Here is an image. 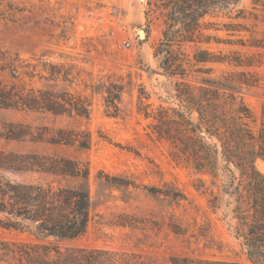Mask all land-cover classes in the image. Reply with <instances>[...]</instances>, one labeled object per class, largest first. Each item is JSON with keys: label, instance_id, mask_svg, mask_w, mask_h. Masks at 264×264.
<instances>
[{"label": "rangeland", "instance_id": "1", "mask_svg": "<svg viewBox=\"0 0 264 264\" xmlns=\"http://www.w3.org/2000/svg\"><path fill=\"white\" fill-rule=\"evenodd\" d=\"M151 1L0 0V50L6 58L0 64V81L25 93L53 91L90 105L89 119L0 110V135L9 124L26 133L21 141L0 139V150L63 157L87 166L88 229L72 241H46L62 251L136 252L146 255L148 264H172L175 259L189 264H251L235 238V203L222 191L223 178L214 180L174 160L170 143L153 135V120L140 114L178 108L175 90L181 82L162 68L164 55H156L164 24L152 11ZM205 22L211 23L207 35L234 45L212 42L203 49L264 64V0H239L232 11ZM140 30L145 32L144 39ZM196 50L190 44L175 51L189 81L194 82L193 71L200 67L208 69L211 78L238 71L228 65H196ZM48 64L61 73L60 81L49 80ZM249 71L263 76L264 66ZM238 96L252 113L248 125L257 135L264 109L263 89L244 87ZM57 130L80 132V141L87 134L89 148L49 144ZM256 165L264 172L262 161ZM0 177L66 185L64 180L33 173L1 172ZM106 177L117 183L107 185ZM124 183L130 184L122 187ZM33 242L36 240L28 233L0 227V243Z\"/></svg>", "mask_w": 264, "mask_h": 264}, {"label": "trees", "instance_id": "2", "mask_svg": "<svg viewBox=\"0 0 264 264\" xmlns=\"http://www.w3.org/2000/svg\"><path fill=\"white\" fill-rule=\"evenodd\" d=\"M238 3L239 0L151 1V8H155L152 11L159 14L164 24L156 55H164L162 68L181 82L175 90L178 108H161L159 113L140 114L153 120L152 134L170 143L174 160L185 162L196 172L214 180L223 178L222 191L235 203V238L240 241L251 264H264V172L256 165L257 161L264 163V109L261 128L255 135L248 125L252 113L238 96L244 87L261 88L264 96V75L249 71L264 64L255 65L239 55L213 54L202 47L212 42L234 45L231 41L207 35L205 32L211 23L207 24L205 20L232 11ZM190 44L197 46L196 65H228L238 71L211 78L207 77L209 70L200 67L193 71L194 82L189 81L187 70L175 51ZM250 47L260 48L257 45ZM4 62L6 58L0 50V64ZM48 67L49 80L60 81L61 73L53 71L56 67L52 64ZM89 107V103L81 98L58 96L53 91L43 90L25 93L0 81V110L89 119ZM80 134L57 130L48 143L77 145L86 150L90 146L87 134L81 141ZM25 136L22 127L9 124L0 139L21 141ZM1 172L47 175L66 181V185L56 187L53 183L34 184L0 177V216L4 217L0 219V227L28 233L36 240L33 243H0V264H148L149 258L142 253L88 249L62 251L60 247L46 243L49 239L57 243L72 241L87 232L91 197L90 172L86 165L63 157L0 150ZM106 179L107 185L117 183V179ZM177 198L173 196V199ZM172 264H189V261L175 259Z\"/></svg>", "mask_w": 264, "mask_h": 264}, {"label": "water", "instance_id": "3", "mask_svg": "<svg viewBox=\"0 0 264 264\" xmlns=\"http://www.w3.org/2000/svg\"><path fill=\"white\" fill-rule=\"evenodd\" d=\"M139 32H140V37L142 39H144L145 38V32L143 30H140Z\"/></svg>", "mask_w": 264, "mask_h": 264}, {"label": "built area", "instance_id": "4", "mask_svg": "<svg viewBox=\"0 0 264 264\" xmlns=\"http://www.w3.org/2000/svg\"><path fill=\"white\" fill-rule=\"evenodd\" d=\"M124 45H125V46H127V47H128V46H130V44H129V43H125Z\"/></svg>", "mask_w": 264, "mask_h": 264}]
</instances>
